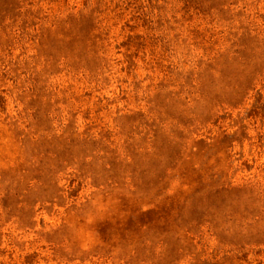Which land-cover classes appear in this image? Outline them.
Segmentation results:
<instances>
[{
    "label": "rangeland",
    "instance_id": "rangeland-1",
    "mask_svg": "<svg viewBox=\"0 0 264 264\" xmlns=\"http://www.w3.org/2000/svg\"><path fill=\"white\" fill-rule=\"evenodd\" d=\"M0 264H264V0H0Z\"/></svg>",
    "mask_w": 264,
    "mask_h": 264
}]
</instances>
